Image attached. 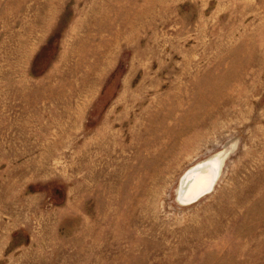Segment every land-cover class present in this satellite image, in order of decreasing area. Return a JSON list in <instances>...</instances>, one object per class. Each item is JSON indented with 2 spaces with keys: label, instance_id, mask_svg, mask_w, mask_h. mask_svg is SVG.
Instances as JSON below:
<instances>
[{
  "label": "rangeland",
  "instance_id": "obj_1",
  "mask_svg": "<svg viewBox=\"0 0 264 264\" xmlns=\"http://www.w3.org/2000/svg\"><path fill=\"white\" fill-rule=\"evenodd\" d=\"M0 264H264V0H0Z\"/></svg>",
  "mask_w": 264,
  "mask_h": 264
},
{
  "label": "bare ground",
  "instance_id": "obj_2",
  "mask_svg": "<svg viewBox=\"0 0 264 264\" xmlns=\"http://www.w3.org/2000/svg\"><path fill=\"white\" fill-rule=\"evenodd\" d=\"M221 161L222 160H219V158H215V159L205 161V165L197 173L194 172V169H191L187 173V175H186L187 179L190 178L191 175H193V174L196 176H195L194 182L191 183L190 187L186 190V193H183L182 195H180V197L184 195L183 200L186 203H187V200H191V197L193 194L197 193L198 191H201L202 189L209 188V186L213 183L215 177L218 174ZM186 177H185V179H186ZM187 204H189V203H187Z\"/></svg>",
  "mask_w": 264,
  "mask_h": 264
},
{
  "label": "water",
  "instance_id": "obj_3",
  "mask_svg": "<svg viewBox=\"0 0 264 264\" xmlns=\"http://www.w3.org/2000/svg\"><path fill=\"white\" fill-rule=\"evenodd\" d=\"M199 170H201V168H200V169H196V170H194V172L197 173ZM195 176H196V175L193 174V175H191V177L188 178V179H187V177H186L187 180L184 178L183 185H182V190H181V195H182L183 193H186V190L190 187L191 183L194 182V180H195ZM212 185H213V183L209 186V188H207V189H202L201 191H198L197 193L193 194L192 197H191V200H187V203H193V202L197 201L198 199H200V198H201L202 196H204L208 191H210ZM183 196H184V195H183ZM183 196L180 197V200H181L183 203H186V202L183 200V199H184Z\"/></svg>",
  "mask_w": 264,
  "mask_h": 264
}]
</instances>
